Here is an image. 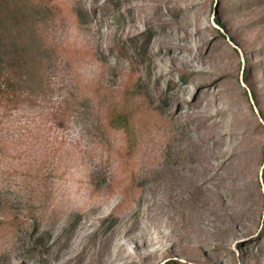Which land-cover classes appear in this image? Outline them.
I'll return each mask as SVG.
<instances>
[{
    "label": "rangeland",
    "instance_id": "374dc122",
    "mask_svg": "<svg viewBox=\"0 0 264 264\" xmlns=\"http://www.w3.org/2000/svg\"><path fill=\"white\" fill-rule=\"evenodd\" d=\"M5 3L49 58L0 103V264H264V0Z\"/></svg>",
    "mask_w": 264,
    "mask_h": 264
},
{
    "label": "trees",
    "instance_id": "16d2710c",
    "mask_svg": "<svg viewBox=\"0 0 264 264\" xmlns=\"http://www.w3.org/2000/svg\"><path fill=\"white\" fill-rule=\"evenodd\" d=\"M24 5L25 9L20 6V12L16 6L15 9H9L5 0H0V103L20 92H32L45 84L42 74L36 71L43 67L49 55L43 53L40 61L33 62L29 53L31 48H41V41L33 24L39 23L40 19L35 17L31 24L28 22L38 11H34L28 3ZM23 11L25 14L21 15ZM17 31L18 35L15 34ZM120 119L123 120L124 117L121 116Z\"/></svg>",
    "mask_w": 264,
    "mask_h": 264
}]
</instances>
